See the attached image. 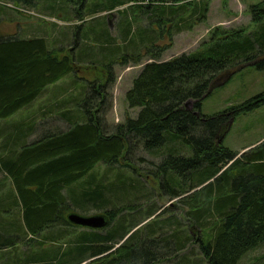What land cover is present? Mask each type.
Returning <instances> with one entry per match:
<instances>
[{"label": "trees", "instance_id": "obj_1", "mask_svg": "<svg viewBox=\"0 0 264 264\" xmlns=\"http://www.w3.org/2000/svg\"><path fill=\"white\" fill-rule=\"evenodd\" d=\"M131 1L64 3L76 12L88 7L90 15H98ZM7 2L16 10L38 5L37 0ZM186 6L168 7L157 0L129 6L119 12V39L110 36L105 23H88L82 26L77 55L55 52L45 39L0 34V121L29 109L49 87L77 76L78 70L91 69L82 67L83 59L97 61L101 53L102 61H112L105 69L107 87L115 83L114 64L138 66L147 60L126 95L128 107L139 114L112 133L98 117L106 102V88L99 83L89 85L91 96L102 99L99 109L68 117V131L42 135L32 144L27 140L35 122L0 134V173L9 176L14 188L0 196V264H189L188 257L179 256L190 245L198 246L207 264H240L264 245V141L241 153L224 145L237 118L264 106V93L213 117L202 113L210 92L234 75L250 66L264 71V1L249 9L253 34L217 27L196 51L162 61L165 51L153 45L154 39L172 44L176 34L192 28L185 25L200 9L194 6L187 19ZM78 17L84 24V14ZM141 18L157 30L143 28ZM139 149L161 154L152 173L142 174L133 163ZM101 164L107 169L103 180L94 173ZM140 178L153 187L148 192L154 197L178 200L186 224L176 219L169 224L176 228L163 236L160 228L146 233L149 220L155 221L162 210L154 205L142 209L140 201L147 196ZM88 206L109 219L106 233H68L76 228L67 220L77 213L72 207L84 211ZM15 208L17 217L9 214ZM126 211L132 214L121 217Z\"/></svg>", "mask_w": 264, "mask_h": 264}, {"label": "rangeland", "instance_id": "obj_2", "mask_svg": "<svg viewBox=\"0 0 264 264\" xmlns=\"http://www.w3.org/2000/svg\"><path fill=\"white\" fill-rule=\"evenodd\" d=\"M262 1L264 0H206L204 3L202 1L190 7L186 6L189 11L187 19H191L194 6L196 7L195 10L200 9L199 12L195 11L196 16L192 18V22L185 25L186 27L192 26V28L176 34L172 44L168 39L157 41L158 38L156 37L153 45L156 44L159 49H164L162 61H168L184 53L188 54L196 51L205 40L209 39L211 32L217 27L223 29L245 28L248 35L253 34L255 26H253L249 9ZM55 2L57 4L53 9L49 7L51 3ZM64 2L65 0H37L38 5H36V8L16 10L7 0H0V34H16L21 39H45L49 48L55 50V52L67 54L73 51V54L77 55L81 50L82 42L80 38H82L84 28H86L82 26L88 23L103 22L105 26H108L110 36L119 39L118 30L121 20L119 12L128 10L127 7L131 5L130 2V4L128 3L118 10L90 15L88 7L84 8L80 13ZM201 3L203 4L197 6ZM204 8L207 10L205 13L202 10ZM82 13L85 16L83 17L85 20L84 24L78 17ZM132 13L130 16L134 17ZM140 21V25H143V28L156 29L152 26L154 23L151 24L148 18H141ZM79 26L81 28L77 30ZM76 33L77 35L75 36ZM97 58V61L89 62L83 59L85 64L82 67H92L91 69L78 70L76 72L77 76L67 77L55 86L49 87L32 107L27 108L28 110L21 111L9 120L0 121V134L6 133L8 129L20 126L23 122L25 124L35 122L36 128H34L27 140L28 143L32 144L42 135L68 131L72 126L67 120L68 117L71 118V115L81 117L82 112L84 113L87 109L92 111L99 109L102 99L100 96L92 97L93 88L89 86L90 84H97L98 86L99 83L106 88V102L99 111L98 117L105 122V129L108 133H112L113 128L125 124L128 118L136 119L139 109H130L128 107L126 95L132 89L133 81L137 78L147 60L144 59L142 64L138 66L131 64L118 66L114 64L111 71L115 74V83L107 87L106 81L109 78V72L105 75L107 72L105 69L107 70L106 65L112 61L108 63L102 61L103 56L101 53ZM95 64L96 66H94ZM262 93H264V71H259L255 67L250 66L234 75L224 86L212 90L211 95L203 102L202 113L205 116L213 117L231 107L241 106ZM65 113H67V117L63 118L62 115ZM26 125L28 126V124ZM263 141L264 106L237 118L231 125L230 131L224 140V145L235 153H241L244 150L252 149ZM3 144L4 142L0 138V156H3ZM160 155H153L144 151V149H139L134 154L135 157L132 161L140 168L141 173L146 175L147 173H152L153 164L156 165L161 162L162 156ZM138 158L143 160H138ZM94 173L99 175L100 178L101 175L105 177L107 169L101 164L95 169ZM128 173L129 171L125 172L127 176L129 175ZM0 174V196H5L10 191H14L13 182L5 173ZM109 175L108 178L112 179L111 173ZM115 175L116 173L113 177L114 181ZM101 179L103 180L104 178ZM140 179L145 184L143 192L147 196L140 201L142 209L147 211L151 205H154V207L162 210V213L157 216L155 221L153 218L149 220L151 223L148 226L149 228L146 229V233L160 228V234L162 235L175 229L176 227H169V224L176 219L182 218V208L178 200H171L168 197L164 199L157 196L154 197L148 192L151 189L153 190V187L147 184L145 178ZM153 192L158 194L157 188H154ZM88 207L90 209L84 211L73 209L72 207V211L85 216H92L101 212V210H96L91 206ZM16 209H13L14 213L9 214H14L17 217L19 210ZM131 214V212L126 211L121 217L130 216ZM149 221L147 222L149 223ZM181 223L186 224L183 219H181ZM62 230L65 233L68 231L67 228ZM69 230L68 233L84 231L78 228ZM100 233L106 232L102 231ZM197 233H199L198 230L192 232L193 238L197 239ZM27 248L24 247L23 250L25 251ZM184 256L188 257L187 261H189V264H207L196 245H190L179 257L181 259ZM240 264H264V245L247 254Z\"/></svg>", "mask_w": 264, "mask_h": 264}, {"label": "water", "instance_id": "obj_3", "mask_svg": "<svg viewBox=\"0 0 264 264\" xmlns=\"http://www.w3.org/2000/svg\"><path fill=\"white\" fill-rule=\"evenodd\" d=\"M67 220L74 227L93 231L105 230L110 225L109 219L101 214L85 216L78 213H71L68 215Z\"/></svg>", "mask_w": 264, "mask_h": 264}, {"label": "built area", "instance_id": "obj_4", "mask_svg": "<svg viewBox=\"0 0 264 264\" xmlns=\"http://www.w3.org/2000/svg\"><path fill=\"white\" fill-rule=\"evenodd\" d=\"M165 3V5L169 6H178V5H186L190 3L199 2L201 0H157ZM153 0H135L134 5L138 6H150L152 5Z\"/></svg>", "mask_w": 264, "mask_h": 264}, {"label": "crops", "instance_id": "obj_5", "mask_svg": "<svg viewBox=\"0 0 264 264\" xmlns=\"http://www.w3.org/2000/svg\"><path fill=\"white\" fill-rule=\"evenodd\" d=\"M204 2H206V0H205V1H203V3H204ZM203 3H201V4H198L197 6H200V5H202Z\"/></svg>", "mask_w": 264, "mask_h": 264}]
</instances>
